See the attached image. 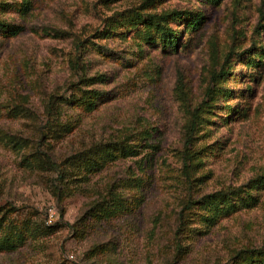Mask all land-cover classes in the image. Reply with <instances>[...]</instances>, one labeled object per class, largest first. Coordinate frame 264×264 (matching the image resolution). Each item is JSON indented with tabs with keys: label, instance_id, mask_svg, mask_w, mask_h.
I'll list each match as a JSON object with an SVG mask.
<instances>
[{
	"label": "rangeland",
	"instance_id": "rangeland-1",
	"mask_svg": "<svg viewBox=\"0 0 264 264\" xmlns=\"http://www.w3.org/2000/svg\"><path fill=\"white\" fill-rule=\"evenodd\" d=\"M4 1L23 29L0 28V236L21 240L0 264L263 246L264 176L211 221L193 201L264 172V0Z\"/></svg>",
	"mask_w": 264,
	"mask_h": 264
},
{
	"label": "trees",
	"instance_id": "trees-1",
	"mask_svg": "<svg viewBox=\"0 0 264 264\" xmlns=\"http://www.w3.org/2000/svg\"><path fill=\"white\" fill-rule=\"evenodd\" d=\"M7 2L4 0H0V11H4L7 8ZM0 28L4 29L5 32L9 33L10 35H16L18 34L23 27L21 25H16V24H10L6 23L4 19L0 18ZM215 77V74H211L210 80H213ZM197 117V112H192L190 122H189V132H192V130L195 127V119ZM186 165V164H184ZM264 176V172L260 175H255L251 179H249L246 183L241 184L236 187L229 188L228 190L224 191H216L212 193H208L202 196V198L199 200H194V203H200L203 205H207L209 209L211 210V213L206 215L204 218L208 221H211L215 219V215L225 209V207L221 204L223 201H226V199L229 202V205H226L229 207V210L233 208L236 205V198L235 196H238L239 193L243 192L246 188H250L253 184L260 183L261 177ZM244 195V194H243ZM244 197V196H242ZM248 198L249 202L247 203H254L255 198L250 195ZM221 201V202H219ZM98 204V205H97ZM96 205L98 206L95 210V213L98 212L99 209L102 208V203H97ZM189 200L186 201V205L184 206V209L189 208ZM92 210H88V213L92 214L94 212V206L91 208ZM106 213V212H105ZM2 222H3V217L0 216V229H2ZM52 224H45V228L50 226ZM13 235L11 234H2L0 236V250H11L15 247V245L21 240L19 239V236H15L16 238L13 239ZM233 262L231 263H214V264H241V261L244 259L250 258V264H264V244L260 248H241L238 250H235L233 254Z\"/></svg>",
	"mask_w": 264,
	"mask_h": 264
},
{
	"label": "built area",
	"instance_id": "built-area-1",
	"mask_svg": "<svg viewBox=\"0 0 264 264\" xmlns=\"http://www.w3.org/2000/svg\"><path fill=\"white\" fill-rule=\"evenodd\" d=\"M57 212L54 208H48L47 214L45 216V224H51L52 221L57 217Z\"/></svg>",
	"mask_w": 264,
	"mask_h": 264
}]
</instances>
